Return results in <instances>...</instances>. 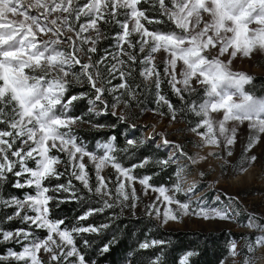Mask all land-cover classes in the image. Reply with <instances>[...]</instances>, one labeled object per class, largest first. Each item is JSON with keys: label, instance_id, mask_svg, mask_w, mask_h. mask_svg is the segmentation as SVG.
I'll list each match as a JSON object with an SVG mask.
<instances>
[{"label": "snow or ice", "instance_id": "snow-or-ice-1", "mask_svg": "<svg viewBox=\"0 0 264 264\" xmlns=\"http://www.w3.org/2000/svg\"><path fill=\"white\" fill-rule=\"evenodd\" d=\"M254 53L264 56V0H0V246H6L0 264H100L86 237L112 229L95 249L105 256L119 243L117 221L125 214L139 219L141 208L158 228L188 216L235 222L240 197L221 189L217 178L206 186L226 203L205 207L202 197H193L207 173L198 171L199 181L191 182L186 173L213 158L222 161L223 175L241 128L248 136L234 171L246 173L257 161L248 153L264 143V88L233 66ZM81 102L86 110L73 115ZM145 114L157 122H134ZM165 118L169 127L187 124L200 151L189 154L166 130L157 132ZM80 125L105 137L95 151L80 140ZM141 127L152 135L137 139ZM157 139L167 150L163 156L141 154ZM122 153L139 159L125 164ZM149 167L151 174H137ZM169 169L172 184L152 183ZM9 187L20 194H7ZM150 193L154 199L143 203ZM53 202L85 209L68 226L52 218ZM246 215L255 235L230 240L232 264H253L251 254L264 247V215ZM93 216L106 222L84 223ZM13 222L21 226L4 227ZM169 243L144 239L137 247H159L148 264H162ZM199 254L187 250L179 264H194Z\"/></svg>", "mask_w": 264, "mask_h": 264}, {"label": "trees", "instance_id": "trees-1", "mask_svg": "<svg viewBox=\"0 0 264 264\" xmlns=\"http://www.w3.org/2000/svg\"><path fill=\"white\" fill-rule=\"evenodd\" d=\"M255 77L257 78V89L264 88V77ZM165 92L174 102H176V97L171 94L166 86ZM151 99V96H149V107L154 106L150 103ZM85 110V104L84 102H81L75 108L73 115H78ZM116 131L117 133H120L122 129L117 128ZM125 134H127V131H125ZM78 135L80 139L88 143L87 149L89 151H94L93 145L96 141H102L105 139L104 136L91 128L78 131ZM136 138L139 139V136L137 135ZM117 140L119 145L123 147L124 136L118 135ZM141 154L163 156L165 152L151 144L147 148L146 152L142 149ZM121 156L125 164H130L134 162V160L139 159V154L132 159L126 158L125 154L123 153ZM89 172L94 182L95 177L90 168ZM151 172V167L137 170V174L140 175L151 174ZM173 180L174 176L172 175V170L169 169L168 172H162L159 175L154 176L152 183L157 185H170L173 183ZM53 183H55V181H53ZM6 191L9 195L20 194L16 189L11 187H9ZM25 191L31 190L26 189ZM50 208L52 218L64 219L66 225L72 226L73 224L77 223L76 217H78L84 211L85 206L77 203H60L57 206V204L53 202L50 205ZM102 222H106L104 216H93L89 218V221L84 223L99 224ZM117 224L120 226V232L118 233L119 243L113 245L111 252L105 256H98L95 252V249L110 238L112 229H109L105 234L100 236L89 235L86 237L93 243V247L89 249V255H92L94 259L99 260L100 264H127L128 259L132 260V264H148L150 259L161 252V249L156 247L150 248L148 250H140L137 245L144 239H163L170 241V243L163 249L164 255L162 257V264H179V260L182 258L185 252L192 249H196L200 253L198 257L194 258V264H218V262L221 260V257H225L227 259V250L229 242L232 238H239L241 235H254L230 231L190 232L165 230L162 227L158 228L154 221H151L143 216L139 219H136L134 217L124 215L119 221H117ZM18 226L21 225H19L17 222L4 225V227L7 228H16ZM36 235L42 237L45 235V233L43 231H37ZM239 243L244 244V241L240 240ZM3 247L6 246H0V250H3Z\"/></svg>", "mask_w": 264, "mask_h": 264}, {"label": "rangeland", "instance_id": "rangeland-1", "mask_svg": "<svg viewBox=\"0 0 264 264\" xmlns=\"http://www.w3.org/2000/svg\"><path fill=\"white\" fill-rule=\"evenodd\" d=\"M161 54L158 59L162 57ZM234 68L240 71H244L248 74L254 76H263L264 77V56L259 53H254L253 56L249 58H244L243 60L237 59L234 62ZM133 117H137L139 115L138 112H134ZM134 122L138 124H151L156 123L157 118L151 114H145L142 117H139L138 120H134ZM89 129L88 125H80L78 131ZM187 124L178 122L171 127L168 126V120L165 118L160 120L158 123V127L156 131H167L168 138L182 144L186 145L185 151L189 154L196 153L200 151V149L193 146V142L199 143V140L194 137L191 133L187 132ZM127 131V130H125ZM152 129L149 128L145 130L143 127L139 128L133 135L139 138H142L145 135L151 136ZM248 132L246 128H241L238 132V140L234 147V155L229 158L232 166L228 167L227 171L221 175L222 169L220 167L222 161L215 160L213 158H209L206 161H201L195 166H190L187 170V178L188 181L196 179L199 181L197 176L198 171H205L207 173L204 181L200 183L199 190L196 193L197 197L203 198V206L205 207H222L226 201L222 198L220 202L215 199L217 192L207 187V184H211L214 179L219 178L220 184L219 187L224 191L229 192L230 194L237 195L240 197L242 204L240 205L241 215L237 218L235 222H224L219 220H204L195 216L184 217L181 222H170L166 227H162L165 230L172 231H190V232H219V231H230V232H238V233H246V234H254L253 229L245 226V222L247 220L246 214H260L264 215V143H261L257 146L253 152H249L248 155L255 154L258 159L255 163H253L246 173L239 174L234 171V166L237 165L240 160L244 147L247 141ZM86 147L88 146L87 142L80 139ZM100 141H96L94 143V151L97 148V144ZM154 147L158 148L159 140H155L153 143ZM161 151L166 153V149L159 148ZM208 149L205 148L203 153H207ZM87 162V160H86ZM182 163H187L186 161H182ZM247 167V165H246ZM89 168L92 170L93 175L94 169H92L91 165ZM105 175H113V170L111 168H106L104 171ZM175 179V178H174ZM95 180V178H94ZM138 191H139V186ZM155 194L150 193L148 197H142L143 203H148L152 199H154ZM185 197L181 196L180 199H184ZM127 215V214H125ZM139 217H144L143 209L138 212ZM240 247H243V244L239 243ZM253 264H264V247H259L252 254ZM226 264H232L231 258L227 257Z\"/></svg>", "mask_w": 264, "mask_h": 264}]
</instances>
